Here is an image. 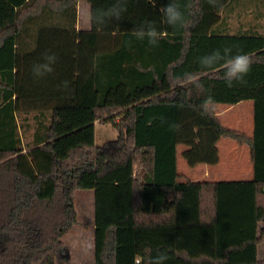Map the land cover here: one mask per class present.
<instances>
[{"label": "trees", "instance_id": "trees-1", "mask_svg": "<svg viewBox=\"0 0 264 264\" xmlns=\"http://www.w3.org/2000/svg\"><path fill=\"white\" fill-rule=\"evenodd\" d=\"M79 1L0 0V264H60L81 189L94 191L95 264H145L160 252L165 264H264V0H175L185 15L176 28L159 10L169 0H127L120 20L89 31L77 28ZM88 1L93 11L113 3ZM240 4L261 9L247 13L255 21L231 22ZM145 20L161 33L156 46L131 34ZM226 47L254 61L243 84L228 87L219 67L199 65ZM46 52L58 57L54 71L36 78ZM184 71L200 73L214 118L196 107L204 95L174 81ZM245 101L252 136L217 114ZM22 114L36 123L28 143ZM97 122L117 139L97 145ZM221 139L250 147L253 179L180 173L179 147L190 167L216 165Z\"/></svg>", "mask_w": 264, "mask_h": 264}, {"label": "clouds", "instance_id": "clouds-1", "mask_svg": "<svg viewBox=\"0 0 264 264\" xmlns=\"http://www.w3.org/2000/svg\"><path fill=\"white\" fill-rule=\"evenodd\" d=\"M208 3L215 7L217 0H208ZM163 14V22L172 28L182 27L185 21V15L181 5L175 0H169L166 5L160 7ZM127 11V0H113V3L107 8H99L90 10L88 19L90 23L97 25H106L112 20H120ZM133 37L140 41H147L150 46H156L161 39V33L158 31L153 21L145 20L139 27L133 28L131 31ZM58 57L52 53H44L42 61L32 66L33 76L43 78L54 71V65L57 63ZM201 69L207 70L212 68H220L222 79L226 86L233 87L234 84H243L245 78L250 73L253 59L247 53H238L233 55L230 48L223 50L215 49L210 53H206L198 58ZM173 79L178 86L191 88L194 91L204 95L203 101L196 106L201 115L206 117H215L216 101L205 88L202 77L198 72L184 71L174 73ZM69 86L68 81H63L62 88ZM171 127L179 129L180 125H172ZM168 256L164 252L158 253L154 257H150L145 264H165Z\"/></svg>", "mask_w": 264, "mask_h": 264}, {"label": "crops", "instance_id": "crops-1", "mask_svg": "<svg viewBox=\"0 0 264 264\" xmlns=\"http://www.w3.org/2000/svg\"><path fill=\"white\" fill-rule=\"evenodd\" d=\"M87 2V7H82V0L79 1L77 7L78 19H77V28L78 30L89 31L87 29L92 28V23L89 22L88 13L91 9V3ZM86 23L85 25L83 23ZM91 30V29H90ZM248 101L239 103L235 106H225L220 105L217 109V114L221 119L222 123L229 128L238 130L242 133H245L248 136L253 135L254 131V113H253V102H251V109L245 110L241 107L242 104L247 103ZM238 108V112H236ZM245 112L249 114L248 117H243ZM240 117V118H239ZM233 121V123H231ZM180 148V147H179ZM218 149L220 154V161L216 165L208 164H199L195 167H191L192 171L190 172L189 179L192 181H209V182H220V181H241V180H251L254 177V166L251 157V149L248 145L238 144L237 142L231 139H221L218 142ZM179 153V149H178ZM182 155V150H181ZM227 155H229L227 161ZM232 158L234 161H232ZM234 162V163H232ZM232 163V165H231ZM178 169H179V157H178ZM91 202V211L93 217L89 227H83L79 232L78 239L76 240L75 247L78 249L82 248V251L87 250L89 247L85 244L86 238L85 234L89 238L93 239V247L89 248L88 251H85L84 259L82 260L83 264H95V198L92 195ZM90 209V208H89ZM94 224V226H93ZM263 227L262 224L259 225V230ZM72 233V232H71ZM69 233V234H71ZM68 234V235H69ZM66 235L65 238L68 236ZM64 238V242H65ZM66 245V242H65ZM66 248H68L66 246ZM69 253L70 248L67 249ZM67 252V251H66ZM264 253V238L263 241L258 245V259L264 260L262 257ZM68 255L67 259L70 260L72 255ZM89 254V255H88ZM181 256H185V253H181ZM70 256V257H69ZM86 256L91 258L93 256V263L91 260H87ZM72 260V259H71Z\"/></svg>", "mask_w": 264, "mask_h": 264}, {"label": "rangeland", "instance_id": "rangeland-1", "mask_svg": "<svg viewBox=\"0 0 264 264\" xmlns=\"http://www.w3.org/2000/svg\"><path fill=\"white\" fill-rule=\"evenodd\" d=\"M88 0H82L83 4L82 7H87V2ZM252 2V1H251ZM247 5V4H246ZM246 5L244 4H240L238 6L237 9V13L239 14H235L232 18V23L234 25L237 24V22L239 21H245L246 19H250L252 21H255V16L253 13L248 14L249 10L251 11L252 9L254 10H261L260 8L255 9L253 6H255L254 4H249L247 5V8L245 9ZM258 5V4H257ZM92 10V7L91 9ZM255 11V12H256ZM241 12H244L240 15ZM250 16V17H249ZM262 23H264V19L262 20ZM84 25L86 24L85 22L83 23ZM90 29H92L91 27H89ZM87 29V30H90ZM251 102H247L242 104L241 107L245 108V110H249L251 109ZM237 113L238 112V108L236 110ZM249 114H247L245 112L243 117H248ZM240 118V117H239ZM19 123L21 125V133L23 135L24 141L25 143H28L32 140L33 137V133L36 129V123H35V119H34V114L25 116L24 114L19 115ZM233 123V121L231 122ZM95 130H96V144L99 146H102L103 144L110 142V141H114L117 139L118 137V133L115 130V128L111 125V124H104L101 122H97L96 126H95ZM183 149V147L179 148V153H178V157H179V171L181 174H183L184 176H187L189 178L190 172L192 171V168L190 166H188L187 162L184 160V158L181 155V150ZM229 155H227L226 161L228 159ZM232 161L233 158H232ZM234 163V162H232ZM231 163V165H232ZM92 195L94 196V191L92 190H77L75 193V204H76V209L78 212V222L75 225V227L73 228V230L70 232L71 234H69L66 238H65V242H66V246L68 248H70V252H72L71 254L69 253V251L67 250L66 255L64 256L65 259H62L60 261V264H83L82 260L84 259V255H85V251H88L89 248L91 249V246L93 247V239L89 238L87 234H85V244L89 247L87 250L82 251V248L78 249L75 247L76 245V240L78 239V232L83 228V227H89L91 220L93 217V213L91 211V202H92ZM90 208V209H89ZM94 226V224H93ZM78 235V236H77ZM264 238V236H263ZM263 238L261 240V242L263 241ZM67 248V249H68ZM72 255L71 259L68 260L67 257L68 255ZM89 255V254H88ZM70 257V256H69ZM262 257H264V253H262ZM86 259L89 261L91 260L93 263V256L91 258H89V256H86Z\"/></svg>", "mask_w": 264, "mask_h": 264}]
</instances>
